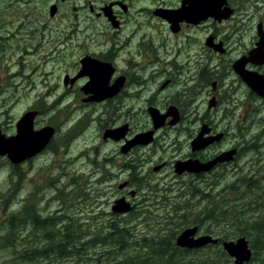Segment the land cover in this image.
Returning <instances> with one entry per match:
<instances>
[{
  "label": "rangeland",
  "instance_id": "1",
  "mask_svg": "<svg viewBox=\"0 0 264 264\" xmlns=\"http://www.w3.org/2000/svg\"><path fill=\"white\" fill-rule=\"evenodd\" d=\"M107 1L109 0H0V131L6 136H11L12 133L15 135L17 122L29 111L35 112V128L47 124L60 127L48 150L29 163L12 166L4 155H0V264H11V259L17 253L15 249L23 244L21 239L12 242L15 244L13 246L4 242L1 244L10 214L18 212L31 200L44 216L62 213L67 208L68 214H72L77 221L85 222L92 217V220H88L90 224H98L100 220L109 217L114 201L123 193L119 185L131 174L130 169L124 167L131 159L140 161L141 166L136 168V173L140 177L137 180L142 184L141 187L132 184L126 192L135 191L136 196L131 200L138 211L132 216V221L141 232L155 233L166 227H191L194 225L192 222L200 218V214L206 215L207 210L216 208L213 205L217 204L219 209L227 211L228 214L225 215L232 217L238 212L232 214L228 208H223L231 206L235 195L239 199L234 208L245 206L248 189L242 187L240 179L219 180L206 190L204 182L191 180L192 176L186 173L177 174L174 161L179 154L187 155L190 149L189 133L195 132L198 127L197 116L208 114L211 120L217 122L225 117L215 107L211 112L208 111L214 79H210L206 86L200 83L199 73L203 64H209L211 76L212 73H218L216 89L219 94L240 95L243 100L249 92L250 87L245 82L240 84L237 81L231 68V60L256 40L255 28L259 21L264 22V0H232L230 3L236 11L231 17L219 22L210 19L206 28H193V68L182 73L183 76L188 75L186 87H191V91L182 98V102H165V95L183 90L185 84L180 89L171 86L154 99V103L159 106L176 104L189 115L179 121V125L176 123L175 128L172 125H159L156 128H160L157 141L149 146L137 147L130 154H123L120 150L121 142L106 131L126 124L130 125L132 133L153 128L146 98L164 80L162 76L155 75L145 91L112 104L101 102V99L82 102V95L75 93V87L65 86L64 78L66 74L72 75L76 71L74 64L84 53L108 54L111 53V48L121 56L117 60L118 75L130 73L132 68L127 66V62L135 59L139 62L135 70L148 77V72L155 66L146 64L154 57L155 43L161 42L160 32L168 28L167 25L164 29L160 28L157 20L150 17L158 0H126L131 6L127 12L131 22L115 32L110 29L107 20L97 19L89 11L91 3L98 6ZM56 4L58 10L52 16L50 6ZM136 31L140 38L135 45L130 46L126 42ZM213 32L220 39L225 37L228 52L212 54L206 51L205 36ZM136 89L132 88L131 91ZM118 101L121 105L112 110ZM239 112L240 118L232 115L226 117V122H231V127L239 123L237 134L243 148L239 176L252 169V173L264 178V100L251 98L249 102H241ZM120 137L121 135L119 138L117 136V139ZM201 145V142L197 143L198 147ZM165 160L171 162V165L162 167ZM157 166V170H154ZM228 184L236 187L237 194L223 189ZM203 189L212 192L208 200L202 195ZM263 190L264 182L258 181L257 199L264 196ZM185 206L186 218H177L176 212ZM258 208L263 209L259 214L264 215L261 203L257 204V210ZM253 213L254 206H251L248 214ZM222 217L225 218L221 213L213 219L202 217V230L197 233L230 237L241 230L235 224L218 223L217 218ZM230 217L225 219L231 220ZM244 224L245 222L241 226ZM24 232H19V235L22 236ZM184 248L200 249L189 252L187 259L184 256L186 262H189L190 257L204 258L206 255L203 253L208 250L202 247ZM254 256L252 253L251 261L246 264H257ZM219 261L221 262L220 259Z\"/></svg>",
  "mask_w": 264,
  "mask_h": 264
},
{
  "label": "flooded vegetation",
  "instance_id": "2",
  "mask_svg": "<svg viewBox=\"0 0 264 264\" xmlns=\"http://www.w3.org/2000/svg\"><path fill=\"white\" fill-rule=\"evenodd\" d=\"M185 1L186 0H177V1L158 0L156 7L151 12L150 17L157 20V23L160 25L159 27L164 29L165 25H167L168 30L164 29L163 31L160 32L161 42H158L157 44L155 43L156 51L154 57L153 59L149 60L146 64L148 66H155L154 68L151 69V71L148 72V77H145L144 74L135 70L139 62H137L134 58L133 59L136 63L132 60L127 62V66H131L132 68L131 72L118 75L117 60L121 56L119 52H114L113 48H111L110 49L111 53L108 54L103 52L84 53L78 58V60L74 64V66L77 68L76 71L72 75L66 74L64 78L65 86H69V88L75 87L76 89L75 93L78 96L79 94L82 95V98H80L82 102L83 101L94 102L95 100L98 101L99 99H101L100 100L101 102H108L112 104L113 102L119 99L127 98L128 96H136L138 92H141L142 90L145 91L147 89V84L150 82V80H152V78L155 75L162 76L164 80L161 82V84H159V86H157L155 90H153L150 93V96L146 98L148 102L147 109L153 121V126H154L153 128L150 129L144 128L147 130L139 131L136 133H132L129 124H126L124 126H114L107 129L106 132L109 135H111L112 138L121 142L120 150L122 151L123 154L125 153L130 154L137 147L146 146V145L149 146L157 141L158 139L157 135L160 128L156 129L157 127H155V123H154L155 115H159L160 118L164 119L162 121L163 123L162 126L168 125V127H170V125H172L171 126L172 128H175L177 125H179L178 122L182 121L184 118H187V116L189 115V113H186L183 108H181L176 104L169 103L168 105L165 106H159L154 103L155 102L154 99L160 96V94L167 87L169 88L171 86H176L175 89H180L182 85L185 84L183 90H178V92L174 91L172 95H165L164 96L165 102L168 101L182 102V98L186 97V95L189 94V92L191 91V87L189 88L186 87L188 75L186 74L183 76L182 73L186 71H190L193 68L191 33L194 27L206 28V26H208V21L210 19L215 20L214 17L201 19L198 22H193L192 20L186 18L181 19V17L178 15L179 12L178 13L176 12L179 11V9L182 7ZM231 1L232 0H228V4L232 8V15H233V12H235L236 9L233 7V5H231L230 3ZM51 6H50V14L52 15ZM55 6H56L55 9L57 11L58 5L56 4ZM130 7L131 6L126 2V0H109L107 2L100 3L98 6H95L91 3L89 5V11L97 19L107 20L110 29L117 32L119 30H122V28H124L131 22L129 19V14L127 13ZM164 10L166 11L164 12ZM167 10L172 12L174 11L176 13L174 15L176 21H173V18L171 16L165 14ZM139 17H142V15L139 14ZM260 28L262 31H264V22L262 21H259L255 28L257 35L255 36L256 40L253 42V44L250 47H248L246 50L241 52L235 59L231 60L232 62L231 68L235 72L236 79L240 84L242 83V81L243 82L245 81L237 73L233 65L235 61L247 57L249 55V52L253 48L257 47V43L260 40V35H259ZM141 36H142L141 38H144L143 35ZM138 38H140V35L138 36L136 31V33L132 36V38L129 39L126 43L130 44V46L135 45L138 42ZM226 43L227 41L225 40V37L220 39V37H218V34L216 32L207 33L204 40L205 48L208 49L206 51H210L212 54H216V53L224 54L228 52L227 49L228 46H226ZM198 63H202V62L198 61ZM93 65L101 70V77L103 76L104 82L108 80L107 81L108 84H105V90L99 93L97 92L94 85V79L96 74L91 73L90 67H92ZM246 69L264 75V61L262 63H256L250 61L246 64ZM209 71H210L209 64L205 63L203 64L201 71L199 73L200 83L204 86L208 84L210 79L212 78L214 79L213 91H211L212 98L209 101L208 111L211 112L214 109L213 107H215L216 109L221 110V112H223L225 117L222 118L220 122H217L214 119L211 120L208 114L202 115L201 117L200 116L196 117L198 119V123H197L198 127H196L195 132L189 133L190 149L187 155L183 156L182 154H179L175 158L174 161L175 171L177 174L180 175H182L181 173H186V175L192 176L191 180L196 179L200 182H204L207 185L206 190H209L214 185H216L215 182H218L219 180L228 179L233 181L240 179L239 182H242V187L248 189V192L245 194L247 201L244 203L245 206L240 209H244L247 212H249L250 207L254 206L255 213H253V217H252V220L254 221L257 219L256 215L257 216L261 215L259 214V211H263V209L261 208H258L259 210H257V204L261 203L264 207V196H261L260 198L257 199V182L258 181L264 182V178H262L261 176L258 177L256 174L252 173L253 171L252 169H250L249 173L239 176L242 170L239 161H240L241 151L243 150V148H241V143H239L240 141L238 136L239 133L237 132L239 129V123L231 127L230 124L231 122H226V117L232 115V117L234 118L236 116L240 118L241 113L239 112V110H240L241 102H246V101L249 102L251 98H262L264 100V96L254 91L246 82L245 83L250 87V90L249 92H247L245 99L243 100L240 95L226 96L223 94H219V91L216 89V82L218 81L219 75L217 72H215L212 73L211 76ZM167 72H171V73L168 74ZM132 88H137V89L135 91H131ZM119 105L121 104L118 101L117 106L113 107L112 110L116 109ZM224 122L226 123L225 125ZM48 126L54 128V134L47 143V145L45 146V148L39 151L34 156L20 163H24V162L29 163V161L33 160L43 151L48 150V148L51 146L50 142H52L55 133H58L60 127L51 124L40 126L38 128L34 127L35 129H41L43 127H48ZM123 127L125 128L123 129ZM150 131H152L151 141L144 143V141H141V139L136 138L138 134L146 133ZM13 134L14 133L10 135ZM119 135H121V137L120 139H117V136L119 138ZM197 138H198L197 142L202 143L201 147L196 146L195 140ZM4 157L11 165L12 162L10 161L8 156L4 155ZM185 161L197 162L200 166L191 167L183 171L178 170V168L180 167H176V166L180 165L182 162ZM129 164L137 167L141 166L140 161L138 159H131L130 162H126L124 164V167L129 166ZM161 165L162 167L170 166L171 162L165 160ZM157 167H154V170H157ZM131 175L132 172L128 177V179L123 182L124 185L122 187L119 186V188L123 193L121 194V196L116 198V200L120 198H125V202L126 203L129 202L132 206V208L129 211L133 209V205H132L133 201L131 199L135 198L136 196L134 190H130L126 192V190H129L131 188V185L133 184ZM223 189L231 193L236 192L237 194L238 192L236 187L230 184L225 185ZM206 190L203 189L202 195L204 196V198L208 200L211 197L212 192L209 193ZM221 192L224 194L223 191ZM216 193L218 194V196H220L219 191H217ZM238 199L239 196L235 195L231 200V206L230 207L225 206L223 209L228 208L229 213L232 214L237 213L240 209H236L234 207L236 206L235 203L237 202ZM211 203L212 202H210V204ZM220 210L222 211L221 208ZM222 222H226L227 225H231L226 220H223ZM194 226L198 227L199 232L202 230V226L200 224L197 223L191 227ZM200 235L203 234L197 233V236ZM216 238L219 239L217 243H209V244L220 243L221 246L223 247V242L225 240H236L239 237L234 239H224V240H222L221 237H216ZM249 245L251 247L250 241H249ZM204 246H207V244ZM252 251H253L252 253H254L253 249ZM233 262H234V258L231 257L230 264H233Z\"/></svg>",
  "mask_w": 264,
  "mask_h": 264
},
{
  "label": "trees",
  "instance_id": "3",
  "mask_svg": "<svg viewBox=\"0 0 264 264\" xmlns=\"http://www.w3.org/2000/svg\"><path fill=\"white\" fill-rule=\"evenodd\" d=\"M11 165L17 166L13 163ZM126 168L132 172L133 185L141 187L142 183L137 180L140 178L136 173L137 166L129 164ZM213 206L216 208L208 209L206 215L198 214L200 218L192 224L199 223L202 226L204 223L202 217L213 219L220 213L225 218L230 217L225 215L228 214L227 211H221L218 205ZM137 209L133 207L126 214L112 211L108 218L91 225L88 220L92 217L85 222L77 221L72 214H68L67 208H64L62 213L56 212L53 215L44 216L41 209L28 200L18 212L10 214L1 244L4 242L8 246H13L15 244L12 242H16L17 239L23 240L22 246L18 245L15 249L17 253L11 259V264L38 262L42 264H216V262L230 264L231 257L220 243L203 246V249H208L203 253L206 255L204 258L190 257L189 262L184 261V256L185 258L189 256V252L200 250L199 248L191 250L176 244L177 236L186 227L177 226L174 229L166 227L163 230L158 229L155 233L141 232L132 221V216L137 213ZM185 209L186 206L180 208L176 212V217L185 219ZM238 214L230 217L233 222L224 217L217 218L218 223L224 219L241 229L230 237L221 238L222 240L235 238L241 231L238 237L248 238L252 249L254 248V259L256 258L257 264H260L264 262V215L256 216L257 219L253 221V215L248 214L244 209H240ZM243 222L246 228L241 226ZM23 231L25 232L20 236L19 232ZM208 232L212 233L210 230Z\"/></svg>",
  "mask_w": 264,
  "mask_h": 264
},
{
  "label": "water",
  "instance_id": "4",
  "mask_svg": "<svg viewBox=\"0 0 264 264\" xmlns=\"http://www.w3.org/2000/svg\"><path fill=\"white\" fill-rule=\"evenodd\" d=\"M55 8V5L51 6L52 15H54L56 12ZM165 11L166 10H164V12ZM176 13H178L181 19L186 18L192 20L193 22H198L201 19H206L209 17H214L218 21H221L224 18H228L232 14V8L229 6L228 0H186ZM176 13L174 11L172 12L167 10L165 14L171 16L173 21H176L174 18ZM259 35L260 40L257 43V47L253 48L247 57L235 61L233 66L237 73L254 91L264 96V75L246 69V64L250 61L256 63H262L264 61V31H262L261 28L259 29ZM94 67L96 66L93 65L90 68L91 73L96 74L94 85L97 92L99 93L105 90V84H108V80L106 79L107 81L104 82L103 76L101 77V70L98 67ZM34 118L35 112H26L16 124L15 135L6 136L0 131V155H7L11 162L20 163L34 156L38 151L47 145L50 138L52 137L51 135L54 133V128L48 126L41 129H35ZM163 120L164 119L160 118L159 115H155V127L163 125ZM151 134L152 131L141 133L138 134L136 138L141 139V141H144V143L149 142L151 141ZM197 141L198 138L195 140L196 146L197 143H199ZM196 166L200 165L197 162L185 161L176 167H180V169H182L180 171H183ZM123 185L124 184L122 183L119 186L122 187ZM131 208V204L129 202H125V198L117 199L112 205V211L117 213L127 212ZM197 232V226L185 228L177 236L176 244L181 247L192 248L202 247L209 243H217L219 240L210 234L196 236ZM223 248L232 258H234L233 264H245L252 258L253 251L246 236H241L236 240H225L223 242Z\"/></svg>",
  "mask_w": 264,
  "mask_h": 264
},
{
  "label": "bare ground",
  "instance_id": "5",
  "mask_svg": "<svg viewBox=\"0 0 264 264\" xmlns=\"http://www.w3.org/2000/svg\"><path fill=\"white\" fill-rule=\"evenodd\" d=\"M241 237V236H240Z\"/></svg>",
  "mask_w": 264,
  "mask_h": 264
}]
</instances>
